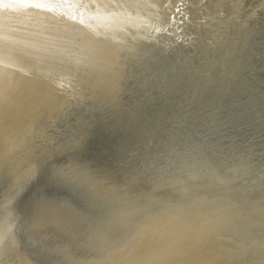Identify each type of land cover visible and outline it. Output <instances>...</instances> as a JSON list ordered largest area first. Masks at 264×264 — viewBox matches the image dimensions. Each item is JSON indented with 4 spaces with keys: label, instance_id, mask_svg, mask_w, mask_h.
<instances>
[{
    "label": "rangeland",
    "instance_id": "374dc122",
    "mask_svg": "<svg viewBox=\"0 0 264 264\" xmlns=\"http://www.w3.org/2000/svg\"><path fill=\"white\" fill-rule=\"evenodd\" d=\"M13 1L17 2L0 1V15L3 16L0 17V41L11 42L4 46L0 42L3 62L0 60V143L8 146L6 152V145H0V264H264V239H261L264 238V213L261 214L264 212V174L256 173H264V10L251 2L253 12L246 15L247 6L239 4L242 0H129L123 8V16L129 13L126 17L130 19L127 24L132 25L131 31L119 54L108 58L104 54L107 46L110 48L108 44L86 39L91 36L90 31L96 30L95 24L104 22L96 15L99 11L96 6L91 5L94 9L86 7L88 2L84 0H59L62 4L53 0L52 9L45 10L32 2L22 0V5L18 0L17 6ZM118 1L123 6L127 0ZM179 3L181 10L173 17ZM6 6L9 9L5 12ZM11 10L15 15L12 16ZM57 10L68 16L79 18L81 15L79 21H85L89 26L82 24L90 29L83 26H73V29L71 23L64 26L56 20L60 12ZM35 16H39L38 20L44 25L37 22ZM43 17L52 19L54 26ZM31 24L39 28L33 30ZM60 26L61 29L57 28ZM13 31L18 38L10 37ZM35 31H42L39 37ZM28 36L31 37L29 42ZM43 37L45 41H39ZM20 43L23 46L18 45ZM35 43L36 46L40 44L41 48L37 49L43 52L42 57L36 46L33 47ZM19 47L24 49L19 50ZM25 48L35 50L36 55L27 54ZM6 51L8 54L23 52L28 57L21 54L22 58L21 55L18 58V54L11 53L14 59ZM33 55L39 60L35 62ZM23 58L24 63L21 62ZM25 58H31L35 64ZM8 62L13 66L4 65ZM37 62L43 63L45 70L38 64L46 74L40 72ZM33 65L41 76L45 74L44 79L38 73L34 77L35 71H32L37 69L34 67L30 71L28 67ZM16 68L22 70L21 73L15 71ZM9 71L12 75L16 73L15 77ZM27 72L39 79V83L27 75L28 80L31 79L28 82ZM53 77L61 83L56 86ZM99 79L107 81V85ZM114 79L118 84H113ZM41 81L45 82L41 84ZM102 84L108 87L102 88ZM27 88H31L30 91ZM36 101L38 106L33 104ZM30 108L37 109L39 116ZM238 161L243 163L239 165ZM238 165L244 170L236 168ZM257 165H260L259 170ZM245 167L254 169L246 170ZM222 170L228 171L224 172L226 175ZM202 171L209 176L215 174L216 177L211 176L215 180L202 175ZM41 181L55 188L53 197L34 193V184ZM229 181H232L230 185L238 181L236 189L228 184ZM240 200L242 202H238ZM258 214L263 216L260 217L263 221ZM212 217L216 221L221 219V224ZM252 222L261 226H252ZM159 223L161 226L157 228ZM162 226H167L168 230ZM195 228L200 232H194ZM249 229L255 234L247 233ZM204 232L210 235L204 236ZM187 238L192 239L193 244L189 245ZM205 238L209 241L204 242ZM148 249L150 251H146ZM150 254L155 263L148 261L153 260Z\"/></svg>",
    "mask_w": 264,
    "mask_h": 264
},
{
    "label": "bare ground",
    "instance_id": "6f19581e",
    "mask_svg": "<svg viewBox=\"0 0 264 264\" xmlns=\"http://www.w3.org/2000/svg\"><path fill=\"white\" fill-rule=\"evenodd\" d=\"M0 1H1V0H0ZM4 1H6V0H4ZM16 1L18 2V0H16ZM24 1L32 2L33 4H35V6L38 5L39 7L43 8V9L45 8V10H46V8H48V9H52L51 7L53 6V5L51 6V4H52L51 1H53V0H24ZM57 1H59V0H57ZM57 1H56V2H57ZM60 1H63V0H60ZM60 1H59V2H60ZM65 1H66V0H65ZM79 1L81 2V1H83V0H79ZM128 1H129V0L125 1V2L123 3V6H121V5L119 4V1H118V0H87V1L84 0V1H83L84 3H85V2H88L87 5H89V6L86 5V7H90L91 5H92V6H96V7L98 8L97 10H99L98 13H97L96 15H98V17L100 16V17L104 20L103 23L100 22V23L98 24L97 22H99V21L96 22L97 24H95V26H94V27H96V30H95V31L93 30L92 32L90 31L91 36L88 37V38H86V39H87V40H90V41L94 40V41H96V42H100V43L102 42V43H104V44L106 43V46H107V44H108V45L110 46V48L107 46V48L105 49V52H104V54H105L106 56H108V58H109L110 56H114V54L118 53L120 50L123 49V47H124V42H125V39H126V36H127L128 33L131 31V30H130V28H131L130 26H132V25H129V23L127 24V21H128V20L130 21V19H128V18L126 17V16L129 15V13H128V15L123 16V14H125L123 8L126 6V4H127ZM11 2H12V0H11ZM17 2H14V1H13V3H16V5L18 4ZM19 2L22 3V0H21V1L19 0ZM56 2H55V3H56ZM83 2H82V3H83ZM136 2H137V1H136ZM2 3H3V2H2ZM2 3H1V4H2ZM8 3L10 4L9 1H8ZM8 3H7V4H8ZM50 3H51V4H50ZM55 3H54V4H55ZM60 3H61V2H60ZM62 3H63V2H62ZM62 3H61V4H62ZM65 3H67V2H65ZM82 3H81V4H82ZM84 3H83V4H84ZM138 3H139V2H138ZM56 4H57V3H56ZM61 4H59V5L61 6ZM67 4H68V3H67ZM129 4H130V3H129ZM136 4H137V3H136ZM5 5H6V4H5ZM11 5H12V4H11ZM13 5H14V4H13ZM22 5H23V3H22ZM59 5H58V6H59ZM2 6H3V5H1V7H2ZM14 6H15V5H14ZM17 6H18V5H17ZM19 6H20V5H19ZM31 6H32V5H31ZM79 6H80V5H79ZM92 6H91V7H92ZM120 6H121V7H120ZM134 6H135V5H134ZM6 7H7V6H6ZM11 7H12V6H11ZM20 7H23V6H20ZM27 7H28V6H27ZM68 7H69V6H68ZM84 7H85V5H84ZM86 7H85L84 9H86ZM144 7H145V6H144ZM2 8H3V7H2ZM15 8H16V7H15ZM24 8H26V7L24 6ZM24 8H23V9H24ZM28 8H29V7H28ZM64 8H65V7H64ZM70 8H71V7H70ZM70 8H68V9H70ZM76 8L78 9V7H76ZM92 8H93V7H92ZM125 8H126V7H125ZM3 9H4V8H3ZM7 9H9V8L7 7L6 10H4V11L6 12ZM13 9H14V8H13ZM13 9H12V10H13ZM17 9H20V8H17ZM23 9H20V10H23ZM43 9H42V11H44ZM56 9H58V7H57ZM62 9H63V8H62ZM77 9H76V10H77ZM89 9L92 10L91 8H88V10H89ZM93 9H94V8H93ZM117 9H119V10L121 11V13H119V11H118ZM136 9H137V8H136ZM1 10H2V9H1ZM12 10H11V11H12ZM60 10H61V9H60ZM60 10H59V11H60ZM88 10H86V11H88ZM137 10H138V9H137ZM2 11H3V10H2ZM8 11H9V10H8ZM11 11H10V12H11ZM36 11H37V10H36ZM49 11H51V10H49ZM57 11H58V10H57ZM59 11H58V12H59ZM61 11H62V10H61ZM61 11H60V13H61ZM133 11H134V10H133ZM140 11H141V10H140ZM12 12H13V13H12V16L15 15L14 11H12ZM17 12H19V11L17 10ZM20 12H22L21 14H24L23 11H20ZM28 12H29V11H28ZM45 12H46V11H45ZM47 12H48V10H47ZM52 12H53V11H52ZM62 12H63V11H62ZM73 12H75V11H73ZM73 12H72V13H73ZM81 12H82V11H81ZM84 12H85V11H84ZM94 12H95V11H94ZM94 12L92 11V13H94ZM0 13H1V12H0ZM3 13H4V12H3ZM3 13H2V14H3ZM33 13H34V12H33ZM40 13H41V12H40ZM48 13H49V12H48ZM50 13H51V12H50ZM50 13H49V14H50ZM54 13H55V12H54ZM65 13H66V12H65ZM85 13L87 14V12H85ZM85 13H84V15H85ZM4 14H5V13H4ZM8 14H9V12H8ZM16 14H17V13H16ZM27 14H28V13H27ZM30 14H31V13H30ZM51 14H52V13H51ZM51 14H50V15H51ZM56 14H57V13H56ZM56 14H55V15H56ZM67 14H68V13H67ZM88 14H89V13H88ZM126 14H127V13H126ZM5 15H6V14H5ZM5 15H4V16H5ZM28 15H29V14H28ZM28 15H26V17H27ZM40 15H41V14H40ZM42 15H43V14H42ZM55 15H54V16H55ZM70 15H71V13H70ZM76 15H77V14H76ZM79 15H80V14H79ZM84 15H83V17H84ZM101 15H102V16H101ZM1 16H2V15H0V17H1ZM6 16H7V15H6ZM9 16H11V15H9ZM12 16H11V18H12ZM77 16H78V15H77ZM80 16H81V15H80ZM80 16H79V19H80ZM93 16H94V15H93ZM2 17H3V16H2ZM15 17H16V16H14L13 18H15ZM24 17H25V16H24ZM50 17H51V16H50ZM69 17H70V16H69ZM5 18H6V17H5ZM16 18H18V16H17ZM29 18H30V17H29ZM39 18H40L39 16H35V20L37 19V20H36L37 22L40 20ZM41 18H42V17H41ZM43 18H44V17H43ZM54 18H55V17H54ZM54 18H53V19H54ZM85 18H86V17H84V19H85ZM90 18H91V17H89V19H90ZM94 18H95V17H94ZM3 19H4V18H3ZM19 19H20V17H19ZM26 19H27V18H26ZM31 19H32V18H31ZM38 19H39V20H38ZM47 19H48V20L50 21V23H52V25L54 26L52 19H49V18H47ZM47 19L44 18V20H47ZM98 19H99V18H98ZM7 20H8V19H7ZM9 20H10V22H11V19H10V18H9ZM13 20H14V19H13ZM23 20H24V19H23ZM44 20H43V21H44ZM48 20H47V21H48ZM56 20H57V19H56ZM87 20H88V19H87ZM96 20H97V19H96ZM96 20H95V21H96ZM100 20H101V19H100ZM28 21H29V20H28ZM28 21L25 20V22H28ZM81 21H82V20H81ZM129 21H128V22H129ZM5 22H6V21H5ZM10 22H9V23H10ZM13 22H14V21H13ZM39 22H40V21H39ZM41 22H42V20H41ZM41 22H40V23H41ZM84 22H85V21H84ZM91 22H92V19H91ZM9 23H6V24L8 25ZM30 23H33V21L31 20ZM48 23H49V22H48ZM101 23H102V24L105 23V26H101V25H102ZM136 23H137V22H136ZM27 24H28V23H27ZM42 24H43V22H42ZM45 24H46V23H45ZM56 24H57V23H56ZM61 24H62V23H61ZM90 24H91V23H90ZM4 25H5V23H4ZM31 25H32V24H31ZM37 25H38V24H37ZM43 25H44V24H43ZM47 25H48V24H47ZM68 25H69V23H68ZM87 25H88V24H87ZM13 26H14V25H13ZM13 26H12V27H13ZM22 26H23V27H25V26L27 27L26 24H25V26L21 24V27H22ZM28 26H29V25H28ZM40 26H41V25H40ZM61 26H62V25H61ZM61 26H60V27H57V28H61ZM64 26H66V25L64 24ZM64 26H62V27H64ZM88 26H89V25H88ZM21 27H20V28H21ZM36 27H37V26H35V28H36ZM44 27H45V26H44ZM44 27H42V28L45 29ZM51 27H52V26H51ZM70 27H71V26H70ZM72 27H73V26H72ZM94 27H93V28H94ZM122 27H123V28H122ZM3 28H4V27H3ZM5 28H6V27H5ZM33 28H34V25H32V29H33ZM35 28H34V29H35ZM37 28H39V27H37ZM42 28H40V29L42 30ZM64 28H65V27H64ZM64 28H62V29H64ZM67 28H68V27H67ZM67 28H65V29H67ZM75 28H76V27H75ZM91 28H92V27H91ZM0 29H2V28L0 27ZM21 29H22V28H21ZM27 29H28V28H27ZM32 29H30V32H29V33H32V32H31ZM34 29H33V30H34ZM65 29H64V30H65ZM68 29H69V28H68ZM68 29H67V30H68ZM73 29H74V27H73ZM4 30H5V29H4ZM7 30H8V28H7ZM25 30H26V28H25ZM37 30H39V29H37ZM58 30H59V29H58ZM69 30H71V29H69ZM1 31H2V30H1ZM9 31H10V28H9ZM22 31H23V29H22ZM22 31H19V32H22ZM39 31H40V30H39ZM44 31H45V30H44ZM48 31H49V30H48ZM52 31H53V29H52ZM3 32H4V31H3ZM25 32L27 33V30H26ZM33 32H34V31H33ZM35 32H37V31H35ZM41 32H42V31H41ZM41 32H39V33L37 32L39 35L36 36V37H39L40 34H41ZM75 32H76V30H75ZM78 32H79V31H78ZM15 33H17V32H15ZM15 33H14V31H13V32H12V35H13V36L10 34V35H11L10 37H12V38L14 37V38L16 39L17 35H16V37H15ZM22 33H23V32H22ZM61 33H62V32H61ZM85 33H86V32H85ZM1 34H2V33H1ZM6 34L8 35L7 32H6ZM45 34H46V32H45ZM51 34H52V33H51ZM53 34H54V33H53ZM77 34H78V33H77ZM81 34H82V33H81ZM4 35H5V34H4ZM7 35H6V37H7ZM35 35H37V34H35ZM35 35H34V36H35ZM47 35H50V33L47 34ZM69 35H70V34H69ZM88 35H89V34H88ZM30 36H31V35H30ZM32 36H33V35H32ZM32 36H31V37H32ZM1 37H2V35H1ZM10 37H7V39L10 38ZM31 37H30V38H31ZM49 37H50V36H49ZM49 37H48V38H49ZM17 38H18V37H17ZM25 38H26V37H25ZM28 38H29V36H28ZM30 38L28 39V42H29ZM32 38H34V37H32ZM41 38H42V37H41ZM41 38H40L39 41H41V40L45 41V40H44V37H43V39H41ZM48 38L46 37V39H48ZM58 38H59V37H58ZM4 39H5V38H4ZM20 39L22 40L21 37H20ZM23 39H24V38H23ZM77 39H78V38H77ZM2 40H3V37H2ZM21 40H20V41H21ZM24 40H25V39H24ZM24 40H22V41H24ZM48 40H49V39H48ZM62 40H63V39H62ZM18 41H19V40H18ZM25 41H26V40H25ZM0 42L2 43V41H0ZM6 42H9V41L7 40ZM6 42L4 41V43H6ZM13 42H14V41H13ZM30 42L33 43V41H30ZM34 42H35V41H34ZM59 42H60V41H59ZM86 42H87V41H86ZM86 42H85V43H86ZM4 43H2V45H3ZM9 43L11 44V42H9ZM15 43H16V42H15ZM25 43H27V42H25ZM25 43H24V44H25ZM31 43H30V44L28 43L29 46H31ZM49 43H50V42H49ZM6 44H8V43H6ZM13 44H14V43H13ZM13 44H12V45H13ZM81 44H82V43H81ZM90 44H92V42H90ZM18 45H22V43H20V44H18ZM18 45L15 44V46H17V47H18ZM36 45H37V44L35 43V45H33V47L36 46ZM39 45H40V44H38V46H36V48H35L37 51H39V50L37 49L38 47L41 48ZM60 45H61V44H60ZM84 45H87V43L84 44ZM92 45H93V44H92ZM94 45H95V44H94ZM3 46H4V45H3ZM7 46H8V45H7ZM22 46H23V45H22ZM46 46H47V45H46ZM53 46H54V45H53ZM71 46H72V45H71ZM106 46H105V47H106ZM5 47H6V46H5ZM11 47H12L11 45H10L8 48L6 47V48L8 49V52L10 51L9 48H11ZM17 47H14V48H17ZM24 47H25V45H24ZM24 47H19L18 49H19V50H20L21 48L24 49ZM27 47H28V46H27ZM93 47H94V46H93ZM14 48H13V49H14ZM51 48H52V47H51ZM81 48H84V47H81ZM97 48H98V47H97ZM3 49H4V48H3ZM7 49H6V50H7ZM18 49H16V51H17ZM23 49H22V50H23ZM25 49H26V48H25ZM85 49H86V46H85ZM22 50H21V51H22ZM26 50L29 51V52H28V51L26 52L27 54L29 53V54L32 55V53H33V54L36 55V53H35L36 51H35V50H34L35 52H34V51L32 52V51L29 50V49H26ZM102 50H103V49H102ZM21 51H20V52H21ZM51 51H52V50H51ZM61 51H62V50H61ZM81 51H82V50H81ZM96 51H97V50H96ZM3 52H4V51H3ZM8 52L6 51V54H7V55L13 53V52H11V53L8 54ZM30 52H31V53H30ZM39 52H41V53H39V54H40L39 57H40V56L42 55L43 52H42V51H39ZM58 52H59V51H58ZM86 52H87V51H86ZM79 53H80V51H79ZM98 53H99V52H98ZM1 54H2V53H1ZM13 54H15V55L18 54L19 56L16 55V56H18V58L20 57L21 54H23V56H24V55H27V54H25V53H23V52H22V53H18V52H16V53H13ZM13 54H11V55L13 56ZM88 54H89V52H88ZM88 54H87V55H88ZM118 54H119V53H118ZM4 55H5V54H4ZM11 55H9V56H11ZM35 55H33L34 57L32 56V57H33L32 59H35V62H36V61L39 60V59L36 60ZM45 55H46V54H45ZM80 55H81V54H80ZM9 56H8V57H9ZM12 56H11V57H12ZM42 56H43V55H42ZM42 56H41V57H42ZM81 56H82V55H81ZM88 56H89V55H88ZM117 56H118V55H117ZM0 57H1V56H0ZM2 57L7 58V56L5 57V56H3V55H2ZM11 57L9 58V60L12 59ZM13 57H14V56H13ZM27 57H28V55H27ZM29 57H30V56H29ZM84 57L87 58L86 56H84ZM93 57H94V56H93ZM18 58L16 57V60H18ZM20 58H22V55H21ZM43 58H44V57H43ZM76 58H77V57H76ZM89 58H90V57H89ZM89 58H88V59H89ZM14 59H15V57H14ZM25 59H26V58H25ZM28 59L30 60L31 58H28ZM28 59H26V60H28ZM32 59L30 60L31 62H32ZM80 59H81V58L79 57V60H80ZM117 59H118V58H117ZM0 60H1V59H0ZM4 60H5V59H4ZM4 60H3V61H4ZM20 60H21V59H20ZM23 60H24V58L21 60V62H22ZM40 60H41V58H40ZM42 60H43V59H42ZM42 60H41V61H42ZM58 60H60V59H58ZM84 60H85V59H84ZM91 60H92V59H91ZM97 60H98V59H97ZM5 61H6V60H5ZM24 61H25V60H24ZM24 61H23L22 63H24ZM30 61L28 62V64L30 63V65L32 66V64H31ZM48 61H49V60H48ZM68 61H69V60H68ZM71 61H72V60H71ZM81 61H82V60H81ZM110 61H111V60H110ZM116 61H117V60H116ZM1 62H2V60H1ZM16 62H17V61H16ZM21 62H20V63H21ZM35 62L33 61L32 63L35 64ZM84 62H85V61H84ZM84 62H83V63H84ZM86 62H88V61H86ZM86 62H85V63H86ZM117 62H118V61H117ZM18 63H19V62H18ZM18 63H17V64H18ZM38 63H40V62H37L36 64H38ZM43 63H45V62L43 61ZM43 63L41 62V63H40V64H41L40 66H42ZM79 63H80V61H79ZM94 63H95V62H94ZM101 63H102V62H101ZM108 63H109V62H108ZM2 64H3V62H2ZM5 64H9V66H10V65L13 66V64H11V62L4 63V65H5ZM15 64H16V63H15ZM28 64H27V65H28ZM48 64H50V63H48ZM65 64H66V63H65ZM81 64H82V63H81ZM96 64H97V62H96ZM106 64H107V63H106ZM18 65H19V64H18ZM18 65H17V66H18ZM24 65H25V64H24ZM76 65H77V62H76ZM87 65H88V64H87ZM87 65H86V66H87ZM14 66H15V65H14ZM20 66H21V64H20ZM31 66H28L29 69H30V71H32V70L34 69V67H35L34 65H33V67H31ZM38 66H39V64H38ZM40 66H39V67H40ZM83 66H84V65H83ZM88 66H89V65H88ZM88 66H87V67H88ZM107 66H108V65H107ZM6 67H8V66H6ZM15 67H16V66H15ZM24 67H26L27 70H28V67H27V66H24ZM36 67H37V66H36ZM36 67H35V68H36ZM68 67H69V66H68ZM80 67H81V66H80ZM102 67H103V65H102ZM9 68L12 69L13 67H12V68L9 67ZM22 68H23V66H22ZM62 68H63V67H62ZM66 68H67V67H66ZM78 68H79V67H78ZM83 68H86V67H83ZM104 68H105V67H104ZM106 68H107V67H106ZM10 69H9V70H10ZM16 69H17V68H16ZM36 69H37V70H33V71H32V72L35 71V75H34V77L37 75L36 73L39 74V72H38L39 69H38V68H36ZM40 69H41V67H40ZM45 69H46V68H44V65H43V70H45ZM81 69H82V67H81ZM81 69H80V71H81ZM101 69L104 70L103 68H101ZM110 69H111V67H110ZM14 70H15V69H14ZM24 70H25V68H24ZM96 70H97V69H96ZM114 70H116V68H115ZM10 71H13V70H10ZM10 71H9V72H10ZM15 71L18 72L19 70L17 69V70H15ZM20 71H22V70H20ZM20 71H19V72H20ZM30 71H29V72H30ZM54 71H55V70H54ZM110 71H111V70H110ZM116 71H117V70H116ZM116 71H115V72H116ZM23 72H25V71H23ZM23 72H22V74H23ZM40 72L43 73L44 71L42 72V69H41ZM46 72H47V71H45L44 73L46 74ZM52 72H53V71H52ZM57 72H58V71H57ZM62 72H63V71H62ZM98 72H99V71H98ZM98 72H97V73H98ZM115 72H114V73H115ZM12 73H13V75L11 74V72H10V75H12L13 77H15L16 73H14V72H12ZM20 73H21V72H20ZM60 73H61V72H60ZM110 73H111V72H110ZM110 73H109V75H110ZM116 73H117V72H116ZM116 73H115V75H116ZM24 74H25V73H24ZM24 74H23V75H24ZM29 74H31V73H29ZM29 74H28V72H27V74L25 75V77H27V75H29ZM45 74H44L43 76H41V75L39 74V76H40L42 79H44V78H45V77H44ZM57 74H58V73H57ZM92 74H93V73H92ZM95 74H96V73H95ZM99 74H100V73H99ZM104 74H107V73L104 72ZM19 75H20V74H19ZM31 75H32V74H31ZM47 75H48V74H47ZM47 75H46V76H47ZM49 75H50V74H49ZM52 75H53V74H52ZM100 75H101V74H100ZM62 76H63V74H62ZM62 76H61V77H62ZM95 76H96V75H94V77H95ZM102 76L104 77L105 75H102ZM112 76H113V75H112ZM112 76L110 75L111 79H112ZM29 77L33 78L34 80H37V79H35L34 77H32V76H30V75H29ZM37 77H38V76H37ZM37 77H36V78H37ZM43 77H44V78H43ZM47 77H48V76H47ZM47 77H46V78H47ZM56 77H60V76H56ZM98 77H99V76H98ZM98 77H97L96 79L94 78L95 81L98 79ZM103 77H102V78H103ZM114 77H115V76H114ZM20 78H21V76L19 77V79H20ZM38 78H39V77H38ZM53 78H54V77H53ZM21 79H22V81H23V78H21ZM28 79H29V78L27 77V80H28ZM55 79H56V78H54V81H55ZM61 79H62V78H61ZM116 79H117V78H116ZM46 80H47V79H46ZM46 80H45V81H46ZM50 80H51V79H50ZM109 80H110V78H109ZM109 80H108V81H109ZM25 81H26V80H25ZM25 81L23 82V85H25ZM30 81H31V79L28 80V82H30ZM32 81H33V80H32ZM37 81H38L37 83H39L40 80L38 79ZM45 81H41V84H42V82H45ZM48 81H49V80H48ZM54 81H53V82H54ZM97 81H98V80H97ZM99 81H100V79H99ZM100 82H102V79H101ZM100 82H98V83H100ZM103 82L105 83V82H107V81H103ZM103 82H102V83H103ZM112 82H113V81H112ZM115 82L118 84V81H115V79H114V83H113V84H115ZM35 83H36V82H35ZM35 83L33 82V84H34V85H33L34 88L36 87V86H35ZM51 83H52V81H51ZM56 83H59L58 80L55 81V85H56ZM60 83H61V82H60ZM60 83H59V84H60ZM92 83H93V82H92ZM95 83H96V82H95ZM95 83H94V84H95ZM30 84H31V86H30ZM30 84H27V87H28V85H29L30 87H32V83H30ZM45 84H46V83H45ZM52 84H54V83H52ZM52 84H51V85H52ZM87 84H88V83H87ZM100 84H101V83H100ZM105 84H106V83H105ZM108 84H109V82H108ZM110 84H112V83H110ZM55 85H54V86H55ZM97 85H98V84H97ZM106 85H107V84H106ZM106 85H104V86H105V87H108V86H106ZM37 86H38V85H37ZM43 86H45V85H43ZM56 86H57V85H56ZM58 86H59V85H58ZM104 86H103V84L101 85L102 88H103ZM109 86H110V85H109ZM113 86H114V85H113ZM113 86H112V88H113ZM117 86H118V85H117ZM117 86H116V87H117ZM49 87H50V86H49ZM52 87H53V86H52ZM38 88H40V87H38ZM99 88H100V87H99ZM110 88H111V87H110ZM112 88H111V90H112ZM114 88H115V87H114ZM27 89H28V88H27ZM29 89H31V88H29ZM29 89H28V91H30ZM35 89H36V88H35ZM35 89L32 88V91L35 90ZM41 89H42V87H41ZM41 89H40V90H41ZM50 89L52 90V88H50ZM86 89H87V88H86ZM86 89H85V90H86ZM36 90H37V89H36ZM56 90H57V88H56ZM85 90H84V91H85ZM93 90H94V89H93ZM103 90H104V89H102V91H103ZM21 91H22V90H21ZM25 91H26V90H25ZM38 91H39V90H38ZM60 91H61V90H60ZM88 91H89V90H88ZM94 91H96V90H94ZM100 91H101V90H100ZM23 92H24V91H23ZM56 92H57V91H56ZM58 92H59V91H58ZM96 92H97V91H96ZM108 92H109V91H108ZM110 92H112V91H110ZM110 92H109V93H110ZM114 92H115V91H114ZM26 93H28V92H26ZM39 93H40V92H39ZM52 93H53V92H52ZM90 93H91V92H90ZM97 93L99 94V91H98ZM97 93H96V97H98V96H97ZM21 94H22V92H21ZM36 94H37V93H36ZM92 94H93V93H92ZM101 94H102V93H101ZM23 95H28V94L23 93ZM33 95H34V94H33ZM102 95H103V94H102ZM53 96H54V95H53ZM55 96H56V95H55ZM55 96H54V97H55ZM83 96H86V95H83ZM92 96H95V94H94V95H91V97H92ZM107 96H108V95H107ZM15 97H16V96H15ZM27 97H28V96H26V98H27ZM54 97H53V98H54ZM81 97H82V96H81ZM89 97H90V95H89ZM91 97H90V98H91ZM108 97H110V96H108ZM23 98H24V97H23ZM26 98H25V99H26ZM28 98H29V97H28ZM28 98H27V99H28ZM32 98H35V97H32ZM32 98H31V100H32ZM92 98H93V97H92ZM92 98H91V99H92ZM102 98H103V97H102ZM105 98H106V96H105ZM21 99H22V98H21ZM27 99H26V100H27ZM82 99H83V98H82ZM95 99H96V98H95ZM98 99H99V97H98ZM106 99H107V98H106ZM34 100H35V99H34ZM41 100H42V99H41ZM99 100H100V99H99ZM38 101H39V99H38ZM43 101H44V100H43ZM43 101H42V102H43ZM93 101H94V100H93ZM95 101H96V100H95ZM106 101H107V100H106ZM22 102H23V101H22ZM28 102H29V101H28ZM30 102H31V101H30ZM40 102H41V101H40ZM97 102H98V100H97ZM100 102H101V101H100ZM100 102H98V103H100ZM102 102H103V101H102ZM16 103H17V102H16ZM25 103H26V102H25ZM17 104H19V103H17ZM17 104H16V106H17ZM21 104H22V103H21ZM27 104H28V103H27ZM33 104H37V101H36V103H33ZM38 104H39V103H38ZM38 104H37V106H38ZM96 104H97V103H96ZM28 105H29V104H28ZM44 105H45V104H44ZM98 105H99V104H98ZM98 105H97V106H98ZM9 106H10V105H9ZM11 106H13V105H11ZM42 106H43V103H42ZM13 107H14V106H13ZM13 107H11V108H13ZM18 107H20V106H18ZM35 107H36V106L34 105V108H35ZM2 108H3V107H2ZM21 108H22V106H21ZM25 108H26V107H25ZM34 108H33V109L30 108V109L33 110V111L35 112L37 109L34 110ZM38 108H39V107H38ZM7 109H8V108H7ZM9 109H10V108H9ZM26 109H28V107H27ZM26 109H25V110H26ZM30 109H29V111H30ZM39 109H40V108H39ZM211 109H212V108H211ZM10 110H11V109H10ZM10 110H9V111H10ZM15 110H16V108H15ZM27 111H28V110H27ZM39 111H40V110H39ZM208 111H209V110H208ZM2 112H3V111H2ZM14 112H15V111H14ZM14 112H13V113H14ZM16 112H17V111H16ZM236 112H237V111H236ZM6 113H7V112H6ZM11 113H12V112H11ZM20 113H21V112H20ZM25 113H26V112H25ZM35 114L38 115L39 113H37V111H36ZM198 114H199V113H198ZM263 114H264V113H263ZM9 115H10V114H9ZM17 115H18V114H17ZM27 115H28V114H27ZM13 116H14V115H13ZM18 116H19V115H18ZM38 116H39V115H38ZM196 116H197V115H196ZM196 116H194V117L197 118ZM21 117H22V116H21ZM190 117H191V116H190ZM17 118H18V117H17ZM25 118H26V117H25ZM192 118H193V117H191L190 119L192 120ZM195 118H194V119H195ZM202 118H203V117H202ZM14 119H15V118H14ZM22 119H23V118H22ZM25 120H26V119H25ZM199 120H200V119H199ZM216 120H217V119H216ZM1 121H2V120H1ZM3 121H4V120H3ZM19 121H20V119H19ZM26 121H27V120H26ZM26 121H24V122H26ZM205 122H206V121H205ZM1 124H2V123H1ZM20 124H21V123H20ZM25 124L27 125V123H24V125H25ZM29 124H30V123H29ZM4 125H5V123H4ZM4 125H2V126H4ZM22 125H23V124H22ZM24 125H23V126H24ZM16 126H17V124H16ZM17 127H19V125H18ZM3 128L5 129V126H4ZM21 128H22V127H21ZM21 128H20V129H21ZM23 128H24V127H23ZM14 129H15V128H14ZM14 129H13V130H14ZM17 129H19V128H17ZM15 130H16V129H15ZM15 130L13 131V134L17 131V130L15 131ZM21 130H22V129H21ZM19 131H20V130H19ZM7 133L9 134L10 132L8 131ZM7 133H6V134H7ZM8 134H7V135H8ZM10 134H11V133H10ZM17 134H18V133H17ZM11 135H12V134H11ZM11 135H10V136H11ZM15 135H16V133H15ZM190 135H191V134H190ZM2 137H3V136H2ZM186 137H187V136H186ZM3 138H4V137H3ZM14 138H15V137H14ZM16 138H19V137L17 136ZM191 138H192V137H191ZM7 139H8V137H7ZM16 140H17V139H16ZM262 140H264V139H262ZM11 141H12V138H11ZM13 142H14V141H13ZM17 142H18V141H16L15 143H17ZM259 143H260V142H259ZM263 143H264V142H263ZM3 144L6 145L5 143H3ZM9 144H11V143H9ZM0 145H2V144L0 143ZM4 145H2V146H4ZM14 145H15V144H14ZM185 146H186V145H185ZM185 146H183V147H185ZM6 147H8V146L6 145V146L4 147V149H5ZM11 149H12V148H11ZM263 149H264V147H263ZM5 150H6V149H5ZM8 150L10 151V148H9ZM3 151H4V150H3ZM252 151H253V150H252ZM6 152H7V150H6ZM6 152H5V154H6ZM6 155H7V154H6ZM6 155H5V156H6ZM180 159H181V158H180ZM258 159H259V158H258ZM262 160H263V159H262ZM180 161H182V160H180ZM250 161H251V160H250ZM255 161H256V160H255ZM1 162H2V161H1ZM1 162H0V163H1ZM236 162H237V161H236ZM236 162H233V163H236ZM238 162H239V161H238ZM230 163H231V162H230ZM230 163H229V165H230ZM241 163H243V162H241ZM241 163L239 162V165H240ZM245 163H247V162H245ZM224 164H225V163H224ZM231 164H232V163H231ZM237 164H238V163H237ZM237 164H236V165H237ZM1 165H2V164H1ZM226 165H227V163H226ZM229 165H228V166H229ZM236 165H235V166H236ZM239 165H238V167H236V168L241 169V168H239V167H240ZM247 165H248V164H247ZM260 165H261V164H260ZM260 165H259V166H260ZM228 166H227V167H228ZM248 166H250V165H248ZM252 166L255 167L253 164H252ZM257 166H258V165H257ZM259 166L257 167L258 170H259V168H260ZM219 167H220V166H219ZM231 167H232V166H231ZM231 167H230V169H231ZM253 167H252V168L249 167V168H251V169H249L248 167H247V168L245 167V168H246V170H247V169L252 170V169H254ZM263 167H264V166H263ZM221 168H222V167H221ZM221 168H219V169H220L219 172L221 171ZM223 168H224V166H223ZM225 168H226V166H225ZM232 168H235V167H232ZM236 168H235V170H236ZM255 168H256V167H255ZM238 169H237V171L239 172ZM242 169H243V168H242ZM242 169H241V170H242ZM261 169H262V168H261ZM261 169H260V170H261ZM223 170H224V169H223ZM223 170H222L223 173H224V172H228V171H226L227 169H226L225 171H223ZM228 170H229V167H228ZM233 170H234V169H233ZM235 170H234V171H235ZM243 170H244V169H243ZM243 170H242V171H243ZM258 170L255 169V171H258ZM263 170H264V169H263ZM189 171H190V170H188V173H189ZM217 171H218V170H217ZM217 171H216L215 173H218ZM255 171H254V172H255ZM199 172H200V171H199ZM202 172L204 173V171H202ZM202 172L199 173V174H202ZM205 172H206V171H205ZM209 172H210V171H209ZM254 172H250V173H253V175H254ZM185 173H186V172H185ZM220 173H221V172H220ZM232 173H236V172H232ZM232 173H231V174H232ZM247 173H248V172H247ZM256 173H257V174H258V173H260V174H261V173L264 174L262 171H261V172L259 171V172H256ZM256 173H255V174H256ZM3 174H4V173H3ZM182 174H183V173H182ZM197 174H198V173H197ZM199 174H198L199 177L202 176V175H206V173H204V174H202V175H199ZM224 174H225V173H224ZM231 174H230V175H231ZM238 174H239V173H238ZM241 174H242V173H241ZM243 174H244V173H243ZM245 174H246V173H245ZM0 175H1V174H0ZM210 175H211V174H210ZM212 175H213V174H212ZM212 175H211V176H212ZM214 175H215V174H214ZM214 175H213V176H214ZM222 175H223V174H222ZM225 175H226V174H225ZM228 175H229V174H228ZM233 175L235 176V174H233ZM233 175H231V176L233 177ZM236 175H237V174H236ZM239 175H240V174H239ZM176 176H177V175H176ZM193 176H194V175H193ZM196 176H197V175H196ZM206 176L208 177L209 175H206ZM206 176H204V178H205ZM211 176H209L208 178H210ZM240 176H241V175H240ZM262 176H263V175H262ZM262 176H261V177H262ZM174 177H175V176H174ZM182 177H183V176H182ZM207 177H206V178H207ZM215 177H216V175H215ZM217 177L220 178L221 175H220V176L217 175ZM237 177L240 178L239 176H237ZM259 177H260V176H259ZM261 177H260V178H261ZM176 178H177V177H176ZM191 178H192V177H191ZM195 178H196V177H195ZM211 178H212V177H211ZM223 178H224V177H223ZM260 178H259V179H260ZM174 179H175V178H174ZM188 179L190 180V178H188ZM212 179H214V177H213ZM212 179H210V180H212ZM230 179H231V178H230ZM168 180H169V179H168ZM214 180H215V179H214ZM217 180H218V179H217ZM219 180H220V179H219ZM251 180H252V179H251ZM254 180H255V179H254ZM224 181H227V180H224ZM244 181H245V180H244ZM244 181H242V182H244ZM262 181H263V180H262ZM199 182H200V181H199ZM220 182H221V181H220ZM236 182H238V181H235V183H236ZM242 182H240V183L242 184ZM246 182H247V180H246ZM249 182H250V180L248 181V183H249ZM251 182H252V181H251ZM171 183H172V182H171ZM221 183H223V181H222ZM229 183H232V181H229L228 184H229ZM235 183L232 184V185H234L233 187H232V185H230V184H229V185H230L233 189H234V187H235V189H236ZM224 184H227V182H225ZM249 184H250V183H249ZM166 185H167V184H166ZM220 185H221V184H220ZM247 185H248V184H247ZM254 185H255V184H254ZM257 185H258V184H257ZM262 185H263V184L261 183V186H260V187H262ZM179 186H180V185H179ZM258 186H259V185H258ZM263 186H264V185H263ZM183 187H184V186H183ZM185 187H186V186H185ZM216 187H217V186H216ZM237 187H238V186H237ZM181 188H182V187H181ZM256 188H257V187H256ZM224 189H225V188H224ZM241 189L243 190L242 186H241ZM241 189H240V190H241ZM259 189H260V188H259ZM246 190H247V189H246ZM244 191H245V189H244ZM254 191H255V190H254ZM263 191H264V190H262V193H263ZM209 192H210V191H209ZM235 192H236V193H237V192L240 193V191H238V190H235ZM235 192H234V193H235ZM260 192H261V191H260ZM244 193L246 194V191H245ZM205 194H206V193H205ZM232 194H233V193H231L230 195L233 196ZM240 194H241V193H240ZM242 194H243V193H242ZM252 194H253V193H252ZM244 196H245V195H244ZM244 196H243V197H244ZM220 197H221V196H220ZM238 197H239V196H238ZM232 198H234V196H233ZM235 198H237V194H236ZM250 198H251V196H250ZM242 199H243V198H242ZM244 199H246V198H244ZM247 199H248V198H247ZM261 199H262V198H261ZM228 200H229V199H228ZM235 200H236V199H235ZM262 200H264V199H262ZM229 201H230V200H229ZM229 201H228V202H229ZM233 201H234V200H232V202H233ZM236 201H237V200H236ZM245 201H246V200H244L243 202H245ZM247 201H248V200H247ZM258 201H259V200H258ZM238 202H242V201L240 200V201H238ZM249 202H250V201H248V204H249ZM255 202H256V201H255ZM229 203H230V202H229ZM233 203H236V202H233ZM246 203H247V202H246ZM260 203H261V202H260ZM243 204H245V203H243ZM227 205H228V204H227ZM235 205H239V204H235ZM235 205H234V206H235ZM245 205H246V204H245ZM249 205L252 206V205H253L252 202H251V204H249ZM249 205H248V208H249ZM224 206H225V205H224ZM253 206L256 207V205H253ZM260 206L262 207V205H260ZM260 206H258V207H260ZM246 207H247V206H246ZM228 208L230 209V207H228ZM235 208H237V207H235ZM253 208H254V207H253ZM256 208H257V207H256ZM220 209H221V208H220ZM221 210H222V209H221ZM249 210H250V209H247V211H249ZM252 210H253V209H252ZM247 211H246V212H247ZM257 212H260V211H257ZM244 213H245V212H244ZM249 213H250V212H249ZM249 213H247V214H249ZM255 213H256V211H254V214H255ZM263 213H264V212H262L261 214L263 215ZM233 214H234V213H233ZM256 214H257V213H256ZM256 214H255V216H256ZM261 214H260V215L258 214V216H259L258 218L263 217ZM202 215H204V214H202ZM205 215H206V214H205ZM214 215H215V214H214ZM214 215H213V216H214ZM243 215H244V214H243ZM250 215H252V213H251ZM250 215H249V216H250ZM193 217H194V216H193ZM201 217H202V216H201ZM215 217H216V216H215ZM217 217H218V216H217ZM256 217H257V216H256ZM256 217H253V218L255 219ZM190 218H191V217H190ZM198 218H199V215H198ZM206 218H209V216L207 217V215H206ZM206 218H205V220H206ZM212 218H213V217H212ZM231 218H232V217H231ZM241 218H242V217H241ZM251 218H252V216H251ZM191 219L193 220V218H191ZM200 219H201V218H200ZM200 219H199V220H200ZM209 219H210V218H209ZM213 219H214V218H213ZM213 219H212V221H213ZM215 219H216V218H215ZM215 219H214V221H216ZM222 219H223V218H222ZM238 219H240V218H238ZM188 220H190V219H188ZM194 220H195V218H194ZM202 220H203V218H202ZM219 220H221V219H219ZM219 220L216 221V222H217V223L220 222V224H221V221H219ZM246 220H247V219H246ZM250 220L252 221V219H250ZM250 220L248 219L247 221L249 222ZM256 220H257V223H258V220H259V219H256ZM260 220H262V218H260ZM260 220H259V223L262 224L261 222H262L263 220H262L261 222H260ZM184 221H185V220H184ZM196 221H198V219L195 220V222H196ZM206 221H207V220H206ZM212 221H211V222H212ZM239 221H240V220H239ZM242 221H243V220H241V222H242ZM164 222H165V221H164ZM185 222H186V221H185ZM199 222H201V220H200ZM224 222H225V221H224ZM224 222H223V223H224ZM226 222H227V221H226ZM253 222H255V221L253 220ZM253 222H252V224H251L252 226H253V224L255 225V223H253ZM161 223H163V222H161ZM161 223L157 224V228H158L159 226H161V225H160ZM167 223H168V222H167ZM167 223H165V225H166ZM187 223H188V222H187ZM209 223H210V222H209ZM209 223H207V225H208ZM212 223H215V222H212ZM212 223H211V224H212ZM217 223H216V225L219 226V224H217ZM263 223H264V222H263ZM163 224H164V223H163ZM163 224H162V225H163ZM169 224H170L169 226H172L171 224H173V223L170 222ZM189 224H191V223H189ZM194 224H195V223H194ZM260 224H259V225L256 224L255 226L258 225V226L260 227V226H261ZM158 225H159V226H158ZM180 225H182V223H180ZM180 225H178V226H180ZM184 225H185V223H184ZM192 225H193V224H192ZM205 225H206V224H205ZM212 225H213V224H212ZM212 225H211V227H212ZM222 225H223V224H222ZM244 225H245V224H244ZM251 225H250V227H252ZM263 225H264V224H263ZM174 226H175V225H173V227H174ZM193 226H194V225H193ZM213 226H214V225H213ZM220 226H221V225H220ZM255 226H254V227H255ZM258 226H257V228H258ZM162 227H164V226H162ZM162 227H160V229H162ZM165 227H166V228H165ZM165 227H164V228H165L166 230H168V229H167V226H165ZM188 227H190L189 230H190V229H191V231L193 230V229L191 228L192 226L189 225ZM214 227H215V226H214ZM247 227H248V226H247ZM254 227H252V228H254ZM155 228H156V227H155ZM157 228H156V230H157ZM169 228H170V227H169ZM183 228H184V227H183ZM185 228L187 229V225H186ZM197 228H198V227H197ZM202 228L204 229V226H203ZM208 228H209V226H208ZM248 228H249V227H248ZM160 229H159V230H160ZM170 229H171V228H170ZM170 229H169V231H170ZM186 229H185V233H186ZM203 229H201V230H203ZM205 229H207V226H206ZM209 229H211V228H209ZM159 230H158V231H159ZM175 230H176V229H175ZM178 230H179V228H178ZM178 230H177V231H178ZM181 230H182V229H181ZM211 230H212V229H211ZM249 230H251V231L248 232V230H247V233L250 234V233L252 232V233L255 234V232L252 231L253 229H249ZM169 231H167V232H169ZM173 231H174V229H173ZM195 231H196V228L194 229V232H195ZM205 231H206V230H205ZM149 232H151V231H149ZM154 232H155V231H154ZM156 232H157V231H156ZM165 232H166V231H165ZM197 232L199 233L200 231L198 230V231H196V233H197ZM212 232H213V230H212ZM263 232H264V231H263ZM161 233H162V230H161ZM170 233H174V232H170ZM175 233L178 234V232H175ZM182 233H184V232H182ZM182 233H181V234H182ZM189 233H190V232H189ZM196 233H195V235H196ZM207 233L209 234V232H207ZM207 233H206V234H207ZM152 234H153V232H152ZM155 234H156V233H155ZM158 234H160V233H158ZM164 234H165V233H164ZM167 234H168V233H166L165 236H166ZM190 234H191V233H190ZM193 234H194V233H193ZM193 234H191V235H193ZM200 234H201V233H200ZM202 234H203V231H202ZM206 234H205V232H204V236H206ZM257 234H258V233L256 232V235H257ZM260 234H261V233H260ZM162 235H163V234H162ZM185 235H187V234H184V236H185ZM209 235H210V234H209ZM251 235H252V234H251ZM251 235H250V238L253 236V235H252V236H251ZM151 236H152V235H151ZM156 236H157V234H156ZM165 236H163L162 238H164ZM175 236H176V235H175ZM175 236H174V237H175ZM179 236H180V234H179ZM182 236H183V235H182ZM182 236H181V237H182ZM188 236H189V234H188ZM198 236H199V235H198ZM202 236H203V235H202ZM259 236H260V235H259ZM259 236H258V237H259ZM261 236H263V233L261 234ZM148 237L150 238V236H147V239L150 240ZM153 237H154V236H153ZM174 237H171V238H174ZM176 237H177V236H176ZM176 237H175V238H176ZM181 237H180V238H181ZM191 237H192V236H191ZM200 237H201V236H200ZM207 237L209 238L210 236H207ZM258 237H256V238H258ZM263 237H264V236H263ZM175 238H174V239H175ZM180 238H177V241H178V239H180ZM183 238H184V237H183ZM188 238H190V237H188ZM188 238H187V240H189ZM202 238H203V237H202ZM208 238H207V239L205 238L206 240L204 239L203 241H204V242H205V241H209ZM250 238H249V239H250ZM252 238H253V237H252ZM254 238H255V235H254ZM174 239H172V240H174ZM195 239H196V237H195ZM261 239L263 240L264 238H261ZM261 239H260V237H259V238H258V241H259V240L261 241ZM154 240H155V238H154ZM163 240H164V239H163ZM163 240H162V241H163ZM170 240H171V239H170ZM181 240H182V239H181ZM187 240H186V241H187ZM200 240H202V239H200ZM255 240H257V239H255ZM145 241H146V239H145ZM150 241H151V240H150ZM166 241H168V239H166ZM189 241H190V240H189ZM198 241H199V240H198ZM260 241H259V242H260ZM143 242H144V241H143ZM143 242H142V243H143ZM160 242H161V240H160ZM170 242H171V241H170ZM175 242H176V241H174L173 243H175ZM178 242H179V241H178ZM182 242H183V241H182ZM182 242H181V243H182ZM195 242H196V241H195ZM195 242H194V243H195ZM201 242H202V241H201ZM259 242H258V243H259ZM142 243H141V244H142ZM162 243H164V242H162ZM183 243H184V242H183ZM186 243H187V242H185V244H186ZM190 243L193 244L192 239H191V241L189 242V245H191ZM206 243L208 244V242H206ZM206 243H205V244H206ZM141 244H140V246H141ZM144 244H145V242H144ZM158 244H159V243H158ZM165 244H166V243H165ZM175 244L177 245V243H175ZM195 244H196V243H195ZM197 244H199V243H197ZM197 244H196V245H197ZM203 244H204V243H203ZM154 245H156V244H154ZM160 245H161V243H160ZM162 245H164V244H162ZM170 245H172V243H171ZM173 245H174V244H173ZM176 245H174V246H175L174 248H176ZM183 245H184V244H183ZM189 245H188V246H189ZM199 245H200V244H199ZM254 245H255V244H254ZM256 245H257V244H256ZM143 246H144V245H143ZM143 246H141V247H143ZM147 246H148V245H147ZM149 246H151V244H149ZM165 246H167V245H165ZM180 246H182V245H180ZM188 246H187V247L184 246V248L186 247V249H188ZM201 246H202V245H201ZM201 246H198V247H201ZM151 247H152V246H151ZM155 247H156V246H155ZM159 247H160V246H159ZM161 247H162V246H161ZM168 247H170V246H168ZM172 247H173V246H172ZM178 247H179V246H178ZM194 247H195V246H194ZM205 247H206V246H205ZM257 247H258V246H257ZM138 248H140V247H138ZM138 248H137V249H138ZM144 248H145V247H144ZM147 248H148V247H147ZM153 248H154V246H153ZM180 248H181V247H179V249H180ZM201 248H202V247H201ZM201 248H200V249H201ZM137 249H136V250H137ZM141 249H142V248H141ZM149 249H150V247H149ZM149 249L146 250V251L153 250V249H150V250H149ZM157 249H158V248H157ZM164 249H165V248H164ZM170 249H171V248H170ZM170 249H169V250H170ZM179 249H178V251H181V250H182V249H180V250H179ZM196 249H197V248H196ZM136 250H135V251H136ZM138 250H140V249H138ZM169 250H167V251L169 252ZM174 250H175V249H174ZM176 250H177V249H176ZM146 251H144V253H145ZM155 251H156V250H155ZM162 251H163V250H162ZM162 251H161V252H162ZM165 251H166V250H165ZM187 251H188V250H187ZM198 251H200V250H198ZM142 252H143V251H142ZM151 252H152V251H151ZM172 252H174V251H172ZM172 252H171V253H172ZM176 252H177V251H176ZM182 252H183V251H182ZM191 252H192V251H191ZM140 253H141V252H140ZM144 253H143V254H144ZM152 253H153V252H152ZM162 253H163V252H162ZM177 253H178V252H177ZM177 253H176V254H177ZM132 254H134V253H132ZM138 254H139V253H138ZM138 254L136 253V255H138ZM143 254H140V255L142 256ZM148 254H149V252H148ZM155 254H157V253H155ZM168 254H169V253H168ZM168 254H166V255H168ZM179 254H180V253H179ZM179 254H178V257L180 256ZM181 254H183V253H181ZM134 255H135V254H134ZM134 255H133V256H134ZM140 255H139V256H140ZM144 255H145V254H144ZM151 255H152V254H150V258L153 259V257H151ZM157 255H158V254H157ZM157 255H156V256H157ZM163 255H164V254H163ZM171 255H172V254H171ZM183 255H184V254H183ZM133 256H132V259H133ZM141 256H140V258H141ZM146 256H147V252H146ZM146 256H144V257H145V260H147V259H146ZM152 256H153V255H152ZM154 256H155V255H154ZM181 256H182V255H181ZM120 257H121V256H120ZM120 257H119V258H120ZM122 257H123V256H122ZM122 257H121V259H122ZM135 257H137V256H134V258H135ZM144 257L142 256L143 259H144ZM147 257H148V256H147ZM168 257H169V256H168ZM175 257H176V256L174 255V258H175ZM182 257H183V256H182ZM182 257H181V259H182ZM154 258H157V257H154ZM158 258H159V256H158ZM121 259H120V260H121ZM128 259H129V257H128ZM143 259H141V260H143ZM169 259H171V258H169ZM135 260H136V259H135ZM141 260H138V261H141ZM159 260H160V258H159ZM125 261H126V260H125ZM138 261H137V262H138ZM148 261H154V263H155V260H154V259H153V260H148ZM156 261H158V260H156ZM132 262H134V259L132 260ZM137 262H136V263H137ZM162 262H164V261H162ZM166 262H167V261H166ZM134 263H135V262H134ZM134 263H133V264H134ZM138 263H140V262H138ZM138 263H137V264H138ZM145 263H146V262H145ZM149 263H151V262H149ZM160 263H161V262H160ZM141 264H143V263H141ZM147 264H148V263H147ZM155 264H156V263H155Z\"/></svg>",
    "mask_w": 264,
    "mask_h": 264
},
{
    "label": "water",
    "instance_id": "95a60500",
    "mask_svg": "<svg viewBox=\"0 0 264 264\" xmlns=\"http://www.w3.org/2000/svg\"><path fill=\"white\" fill-rule=\"evenodd\" d=\"M251 2L254 3V5H253L254 7H257V8L264 10V1L263 0H242L239 4L241 5V3H242V7H244L245 5L247 6L246 8L248 10H246V12H245L246 15L253 12V9H251L252 8ZM181 7H182V4H180V3L176 5V7L174 8V11L172 13L173 17L178 15L179 11L181 10ZM58 16H59V18L57 20L58 21L60 20L59 23H64V24L65 23H71L72 26H74L76 28L77 27H80V28L84 27V29L88 28L85 25H83L86 23L82 22L81 20L79 21L78 17H74V16L69 17L68 15L62 14L60 12H59ZM94 17H96V16H94ZM224 24H226V23H224ZM224 24H222V25H224ZM88 29H90V28H88ZM34 193H39L40 195H43L46 197H53L54 194L56 193V190H55V188H53V186H50L49 184L41 181V182L34 184Z\"/></svg>",
    "mask_w": 264,
    "mask_h": 264
}]
</instances>
